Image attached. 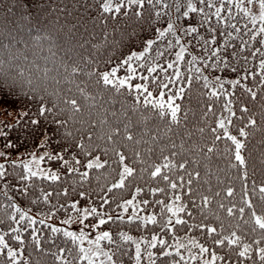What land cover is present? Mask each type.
Listing matches in <instances>:
<instances>
[{
  "label": "trees",
  "instance_id": "16d2710c",
  "mask_svg": "<svg viewBox=\"0 0 264 264\" xmlns=\"http://www.w3.org/2000/svg\"><path fill=\"white\" fill-rule=\"evenodd\" d=\"M244 1L227 0L225 7L231 8V23L242 29V33L233 32L228 38L219 35V32L232 31L223 20L216 24L213 19V27L218 31L210 34L206 24L201 27L203 16L199 12L184 17L190 0H152L151 4L145 0L143 10L124 9L120 13L103 12L101 0H0V113L15 110L14 116L4 113L0 119V164L5 165L7 172L6 178L0 179V235L17 251L18 264H89L88 260L81 259L84 254L79 249L84 246L80 240L73 241L71 236L64 235L66 230L45 218L77 214L83 207H96L103 214L106 223L99 227L110 233L113 242L102 240L99 244L109 255L115 252L114 264H136L135 242L141 245L140 264L153 261L155 264H176L177 261L205 264V261L211 262L213 251L217 257H224L215 264H261L254 243L260 240L261 230L250 219L246 207L243 215L238 212L243 199L257 203L259 194L252 191V184L258 189L264 182V82L260 75V56L249 55L262 45L249 41L243 53L232 55L240 52V36L256 31L261 25L260 8L248 10ZM191 2L198 8L203 7L198 0ZM136 11H141V15L137 16ZM222 15L228 16V13ZM253 16L255 27L251 23ZM169 23L174 25L173 29L158 38L157 29L163 31ZM190 27H196L198 33L186 34ZM211 35H216L217 43L210 48L228 41L230 46L226 52L222 49L219 54L221 59L227 56V67L215 58L202 61L210 55L203 50V41ZM177 36L186 46L184 60L178 64L179 80H174L166 89L150 84L153 96L149 98L150 103H145L144 95L137 92L135 84L150 83L157 74H149L140 67L144 61L133 60L131 63L137 70L130 75L134 78L118 86L119 76L129 74L122 61L131 53H140L146 41L154 40L151 55L166 66L179 51V46L174 44ZM243 39L248 40L249 36L245 34ZM168 40L173 41L171 49L167 47ZM257 40L264 41V34ZM157 51L165 55L159 57ZM193 56L197 59L190 65ZM117 66L114 83L104 84L102 74ZM196 68L210 81L219 76L225 82V95L209 96L210 89L204 88ZM246 73L248 78L243 79ZM171 74L172 70L167 74L159 72V78L167 82ZM142 75L149 76V81L142 80ZM188 77L192 78L190 84ZM233 80H240L235 88L229 83ZM181 87L183 94L174 96ZM246 88L257 93L256 99L251 98ZM161 91L165 93L162 98ZM170 96L180 106L175 121L168 107ZM72 99L77 101L79 111L66 103ZM226 99L232 100L236 113L232 123L226 124L228 133L245 145L241 149L245 157L242 166L235 160V145L217 127L218 121L228 116L227 112L221 116ZM208 104H213L215 115H205ZM42 107L48 109L43 114ZM241 107L249 111L241 113ZM249 119L256 120V125L245 128L248 135L241 137L238 129ZM212 128L217 131L213 133ZM128 135L133 140H127ZM217 135L221 139L216 140ZM42 148L44 161L56 169L60 179L51 181L42 175L21 179L27 176V170L11 154L17 149L27 152ZM209 148L213 151L209 152ZM117 153L125 155L123 163L119 162ZM92 156L103 166L88 168L86 162ZM76 160L80 163L76 164ZM165 163H169V168H162V174L168 173L176 181L183 176V189L173 190L166 181L151 176L155 165ZM181 163L184 169L178 168ZM125 166L133 168L132 176L125 179L124 187L109 192L119 182V173ZM245 171L246 181L242 179ZM189 174L194 195L188 191ZM244 184L250 192L248 197L243 196ZM228 187L234 190L231 197L227 196ZM137 188L142 189L139 194ZM157 188L164 191L153 194L152 190ZM44 193H51L47 201ZM134 195L135 215L133 206H128L127 212L122 207ZM205 195L209 200L207 205L202 200ZM104 199L108 203L101 207ZM144 199L149 200L148 205L142 204ZM74 203L76 209L72 208ZM167 206H172L173 212H168ZM181 206L185 211H177ZM17 208L20 212L15 211ZM228 208H233L232 215L228 214ZM21 213H27V217L19 221ZM13 215L18 223L12 220ZM150 215L156 217V223L145 224L144 219ZM108 216L113 219L108 220ZM28 217L36 223L32 224ZM99 219V216H89L87 221L96 220L97 224ZM169 219L173 224L163 227ZM176 219L186 224H175ZM53 228L59 231L53 232ZM207 228H215L216 232L208 234ZM253 228L256 230L252 231ZM232 232L240 237L238 244L228 246L225 241V245H216L212 239L221 234V238L230 237ZM17 235L20 240L15 238ZM153 235L158 237L156 247H149ZM159 239L166 242L164 250L170 256L162 255ZM245 244L252 246L248 253L250 259L238 258V251ZM201 245L209 248V252L201 254ZM259 246L264 247V242ZM0 264H12L2 245Z\"/></svg>",
  "mask_w": 264,
  "mask_h": 264
},
{
  "label": "snow or ice",
  "instance_id": "6c2138e0",
  "mask_svg": "<svg viewBox=\"0 0 264 264\" xmlns=\"http://www.w3.org/2000/svg\"><path fill=\"white\" fill-rule=\"evenodd\" d=\"M148 3H152V0H147ZM198 3L200 5H203V7L198 8L195 4H193L190 0L188 6H187V11H185L183 13L184 17H188L190 13H197L199 12L200 14H202L203 16V20L201 22V27H203L205 24L208 26V32L211 33H216L218 30L213 27L212 21L213 19H215L216 24L221 23V21L223 20L225 24L228 25V27H230L232 29V31H223V32H219V35H221L222 37H228L231 38L233 36V32L235 33H242V29L237 27L236 24H232L231 23V19H230V14H231V8H226L225 5L227 3V0H198ZM248 3H253V0H248ZM219 5V6H218ZM145 7V0H117V2H115V5H113V0H101L100 3V8L102 9L103 12L105 13H111V12H115V13H120L122 10L124 9H139V10H143ZM259 8H260V16L259 19L261 21V25L260 27L254 31V32H250L249 33H243L240 36V52H233L232 55L233 56H238L241 53H243L245 51V49L248 48L249 45V41H257V43H261V47H255L254 50L249 52V55H251L252 57H256L257 55L260 56V64H259V68L262 70L261 71V77H262V82H264V41H258L257 37L264 34V0H259ZM179 10V9H178ZM227 12L228 16H224L222 15V13ZM137 16L141 15V11H136L135 13ZM251 23L253 25V27H255L256 24V17L253 16L251 18ZM174 25L169 23L167 25V28L164 29L163 31L157 29V33H158V38L159 37H165L166 33L170 32L173 29ZM245 28H247V24L244 25ZM194 33H198V29L196 27H190L188 29H186V34L188 35H192ZM248 35L249 39L245 40L243 39V35ZM156 43V41L154 40H148L145 43L144 46V50L141 51L140 53H136L133 52L131 53V55H129L124 61H122L123 65H127L128 67V71L129 73H135L136 72V67H134L132 65V61L136 60V61H144L143 64L139 65L140 67H144L146 72L149 74H157L155 77H153L150 80V83H141V84H135V89L137 90V92L139 94H143L144 95V102L145 103H150V99L153 96V93L149 90V86L154 85L157 88H161V89H166L169 87V85L171 83L174 82V80H179L181 78V72L180 69L178 67V64L180 61L184 60L185 57V52H186V46L181 44V38L179 36L176 37L174 44L176 46H179V51H177L175 53V59L168 62L165 65H162L157 59L156 56H152L151 52L153 49V45ZM217 43L216 40V35H211L210 39H205L203 41L204 44V48L203 50L205 52L210 53L209 56L207 57H203V60H207V59H213L215 58L217 63H223L226 67L228 65V58L227 56H225L224 58H220L219 54L221 52L222 49L227 50V48L230 46L228 41L226 40L225 43L223 45H219L217 47L214 48H210V45H215ZM167 47L168 49L173 48V41L172 40H168L167 41ZM233 47H235L233 45ZM157 56L159 57H163L165 55L164 52L161 51H157L156 53ZM196 57L193 56L191 61L189 62L190 65L195 64L196 62ZM245 61H247V56L244 57ZM117 68H113L111 71L109 72H105L102 74V80L103 83L106 85L109 84H113L115 79H116V72L118 70ZM204 67H208L207 64L204 65ZM213 67H215V64L213 65ZM159 70V71H158ZM169 70H172V74L168 77V81L167 82H163L162 80H160L159 78V72H163L165 74L169 73ZM234 72L236 71V68L232 69ZM189 71H191V68H189ZM196 72L200 73V68H196ZM200 77L203 79L204 81V88L206 89H210L208 92V95L211 97H221L224 96L225 93L227 92V90L225 89V82L221 81V78L219 76H217L215 78L214 81H210L209 78L207 76H203L202 73H200ZM133 76H129L128 79H121L118 81V86H124L125 84L128 83V80L133 79ZM142 80L145 81H149V76H144L142 75L140 77ZM248 78V74L246 73L245 76L243 77V79H247ZM191 77H188V83H191ZM232 86V88L237 87L240 84V80H233L229 82ZM129 87H131V85H129ZM246 91L250 94L251 98L254 100L256 99L257 93L254 92L251 88H246ZM184 92V88L181 87L179 89L178 92L174 93V96H181ZM165 95V93L163 91L160 92V96L161 98ZM232 95V94H229ZM137 99H139V95L137 96ZM66 103H69L72 108L75 111H79V106L77 104V101L75 99H72L70 101H66ZM232 100L231 99H226L225 103L222 106L221 109V116L223 117V113L227 112L228 116L221 118L218 121L217 127L220 129H223V135L227 137L228 140H230L234 145H235V160L237 162H239V165H244L245 164V157L241 154V149L245 147V145L241 142V140L237 139L236 136L234 135H230L228 133V128L226 127V124L230 125L232 123V117L236 116L235 111H233L232 108ZM168 107L171 111V116L172 119L175 121L176 120V115L177 112L180 110V106L178 104H174L173 98L172 96H170L168 98ZM161 108H163V104H161ZM46 110L45 108H41V114H43ZM241 113H246L249 111V109L247 107H241L240 108ZM208 113H212L213 115H215L214 113V106L213 104H208L207 106V111L205 113V115H207ZM256 125V120L254 119H249L247 121V123L244 125V127H241L238 129L239 131V135L241 137H246L248 135V133L245 131V128L249 127V126H255ZM211 131L213 133H215L217 131V128H212ZM108 139L111 140L112 136H108ZM127 140H133V137L131 135H128L126 137ZM216 140L221 139V137L219 135L215 136ZM209 152H212L213 149L209 148L208 149ZM118 158H119V162L123 163L125 160V155L122 153H117ZM59 159L63 160L62 156L58 157ZM35 159V157H34ZM165 160H168V157H164ZM44 160V156L39 157V161ZM39 161L37 162V166L39 165ZM65 165L68 164V161H64ZM76 164H79L80 161L76 160L75 161ZM170 163V162H169ZM169 163H165L163 165H155L154 166V171H151V176L152 177H159L162 181H166L171 189L176 190L178 187L183 189L185 187V181L183 176L180 177L179 181H176L174 178L170 177V175L168 173H164L162 174V168H169ZM103 165H101L98 160L95 162H89L87 164L88 168H92V167H102ZM23 167L27 170V176H22L21 179H28V177H36L37 175H42L44 178L49 179L51 181H57L60 179V177L55 174V173H48V172H44L43 170H39V171H32L31 167L29 166L28 163H25L23 165ZM178 168L180 169H184V164H179ZM69 171H76L75 168H69ZM133 174V168L129 167V166H125L123 168V171L119 173V182L114 183L112 185V188L108 189L109 192L112 191V189L115 188H122L124 187L125 184V179L127 177L132 176ZM7 175L6 169H5V165L4 164H0V179H5ZM197 175H199L197 173ZM83 176H87V172L83 173ZM248 178V173L245 171L244 175H243V180L246 181ZM192 177L191 174H189L188 176V180H187V185H188V191L191 195H194L195 193L192 192ZM142 191V189L137 188L136 192L137 194H139ZM156 191H164V189H153L152 193L155 194ZM243 196L244 197H248L250 195V192L248 190L247 184L243 185ZM252 191L253 192H258L259 194V199L257 201V203L254 205L253 201L251 199H243V206L239 207L238 212L240 215H243L245 212V207L250 211V219H254V224L257 225L259 227V229L261 230V237L260 240H255L254 243L257 245V249H258V255H259V259L261 261V264H264V247H260L259 245L264 242V182H262V186H260L257 189V186L255 183L252 184ZM66 194V193H65ZM51 195V193H44L43 198L45 201L48 200L49 196ZM81 196L84 195V193L80 194ZM216 195H219V193H217ZM234 195V190L232 187H228L227 188V196L231 197ZM136 200V196L134 195L132 197V199H129L127 201H125V204L122 206L124 208V211L127 212L128 211V206H133L134 209V215L135 213V205H134V201ZM175 200L178 201L180 200V196L177 195L175 196ZM203 203L204 205H207L209 203L208 197L205 195L202 197ZM108 200L104 199L102 200V204L101 207L103 206V204H107ZM158 203H162L159 202ZM142 204L144 205H148L149 204V200L144 199L142 200ZM118 207H121L120 205H118ZM73 209H76V204L74 203L72 205ZM16 212H20V210L17 208L15 209ZM163 211V209H162ZM167 211L168 212H173V208L172 206H167ZM177 211H185L184 207L181 206L177 209ZM83 212L85 213L84 215L81 216L80 218V222L81 224L84 223L85 220L88 219L89 216H99L100 219L98 221V223L95 225V227H99L100 225H103L106 223V220L103 218V214L98 212L96 207H92V208H85L83 210ZM227 212L229 215L233 214V208H228ZM259 212V214H258ZM79 214V213H78ZM27 217V213H21L19 215V221L24 220ZM13 221H16L17 223L19 222L16 218L15 215H13L12 217ZM132 217H129V219H131ZM29 221L32 224H35L36 221L34 219H32L31 217H28ZM108 220L113 219L112 216H108L107 217ZM144 219V218H142ZM40 223H44L43 220L40 221ZM65 223H67V221H65ZM144 223H156V217L154 215H150L148 216L146 219H144ZM175 224H181V225H185L186 222L184 220L181 219H176ZM173 224V221L171 219L168 220L167 224L163 225V227H167L168 225ZM256 229L253 228L252 231H255ZM13 231H17V229H13ZM53 232H58L59 229L57 228H53L52 229ZM216 229L215 228H207V233L208 234H212L215 233ZM64 235L66 236H71L72 240L75 241L78 237L74 234V233H70V232H65ZM123 235V234H121ZM221 235H217V236H213L212 239L214 241V243L216 245H225V241H227V245H233V244H238L240 241V237L237 236L236 232H232L230 237H223L221 238ZM17 240H20V236L17 235L15 237ZM84 238V232L83 230L80 233L79 239H83ZM126 239H131V237H127ZM102 240H108L109 242H113V237L110 235L109 232L104 231L101 232L99 235L96 236L95 238V244L97 245V252L100 255H103L104 257H106L108 264H114L113 262V255H115V252L113 253V255H109L108 252H104L103 250H101L99 248V242ZM158 240V237L153 235L151 241L148 243L149 247H156V241ZM22 242V241H21ZM159 244L161 245L162 248V255L167 257L170 256L171 253L164 250V246L166 245V242L163 239H159ZM0 245L3 246V248L7 249V256L12 260V264H18L16 257L18 255L17 251L13 250L12 248H10L8 246V244L5 243V238L4 236L0 235ZM170 247V245L168 246ZM251 245L250 244H245L243 246V250H239L238 251V258H248L250 259L251 257L248 256V253L251 251ZM199 250L200 253H208L209 252V248H206L204 246H199ZM80 253H83L84 255L81 257V259H85L88 260L89 264H94V261L92 260L91 257H89L87 255V251L84 248H80L79 249ZM149 257H151L152 253H148ZM135 259H136V264H140V259H141V251H140V245L137 244L136 246V252H135ZM193 260L196 259V257H192ZM220 259L221 261L224 260L223 256L217 257L216 253L213 251L211 253V262L209 261H205V264H215L216 260ZM181 260H183V257H181ZM101 264H104V261H101ZM152 264H155V262L153 261ZM176 264H179V261L176 262Z\"/></svg>",
  "mask_w": 264,
  "mask_h": 264
},
{
  "label": "rangeland",
  "instance_id": "374dc122",
  "mask_svg": "<svg viewBox=\"0 0 264 264\" xmlns=\"http://www.w3.org/2000/svg\"><path fill=\"white\" fill-rule=\"evenodd\" d=\"M243 3H244V6L248 10H251V11L257 10L259 8V0H253V3H251V4L248 3V0H245ZM130 74L131 73H129L127 75V77L121 75V76H119V78L117 80L118 81L121 79L126 80V79H128ZM4 113H7L10 117H12L15 115V110L10 109L7 112L2 111L0 113V119L4 116ZM44 150L45 149L42 148L39 150L33 149V150H29V151L25 152L23 150L17 149L14 153L11 154V157L21 161L23 164L28 163L29 166L31 167L32 171L43 170L44 172L55 173L56 169L44 161L46 159V157L43 155ZM41 156H44V160L39 161V157H41ZM34 157H35V159H34ZM96 160H97V157L92 156L87 160L86 163L88 164L90 161L95 162ZM36 161H39L38 166H37ZM81 209L82 210L79 212V214L78 213L77 214H69V215H65V217H52V216L48 215L45 218L51 220L53 222V224L61 226L67 232L74 233L78 237V239H79L81 231L83 230L84 238L79 239V240L83 244L84 249L88 250L87 255L89 257H91L92 260L96 262V264H101V261H104V264H108L106 257H104L103 255H100L97 252V245L95 244L96 236L99 235L101 232H104L105 230L100 228V227H95L96 224L94 222H96V220H93V222H89V221L85 220L84 223L81 224L80 218L82 215L85 214L83 212L85 207H83ZM32 215L35 216L36 214L32 213ZM65 221H67V223H65ZM135 244L137 246V244H139V243L135 242ZM140 247H141V245H140ZM99 248L101 250H103L104 252H106L105 249H103L100 246V244H99ZM134 264H135V262H134Z\"/></svg>",
  "mask_w": 264,
  "mask_h": 264
}]
</instances>
